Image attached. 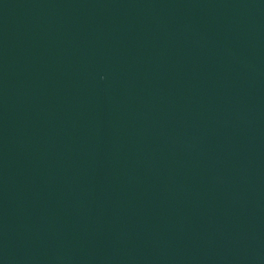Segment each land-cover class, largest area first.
<instances>
[{"label": "water", "instance_id": "obj_1", "mask_svg": "<svg viewBox=\"0 0 264 264\" xmlns=\"http://www.w3.org/2000/svg\"><path fill=\"white\" fill-rule=\"evenodd\" d=\"M0 264H264V0H0Z\"/></svg>", "mask_w": 264, "mask_h": 264}]
</instances>
